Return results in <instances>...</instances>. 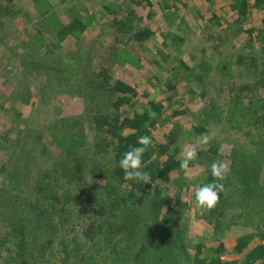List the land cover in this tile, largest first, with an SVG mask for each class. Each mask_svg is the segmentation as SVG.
Segmentation results:
<instances>
[{"label": "trees", "instance_id": "trees-1", "mask_svg": "<svg viewBox=\"0 0 264 264\" xmlns=\"http://www.w3.org/2000/svg\"><path fill=\"white\" fill-rule=\"evenodd\" d=\"M22 1L0 0L1 31L6 26L5 23L9 22L10 15H15L16 19L22 20L26 17L31 18L32 14L39 17L35 28H24L27 37L24 39V45L21 43L20 46L24 47L31 42L28 45L30 46L29 52L20 50L18 54L15 53L21 67L12 96L14 100L21 98L19 102L29 104L36 94L45 93V98L53 100L50 104H54V101L60 98L53 96L52 91L58 87L61 92L84 101V113L76 118L74 124L70 126L69 123L66 124L64 135L56 140L62 148L69 145V153L73 149L71 159L61 161L59 156H62V151L61 155H56L57 152L55 153V150L49 147L50 152L47 156L54 158L50 172L60 173L63 179L69 177L74 180L76 175L80 179L82 175H87L86 169L89 168L88 173L94 175L93 179L96 182L94 186H97V194H100L96 199V204L102 206V210H106V221H110L112 225L111 221L122 218L121 227L127 231L125 240L128 246L122 248L114 264H239L234 260H224L223 257L227 258L228 252L223 244L216 248H208L202 243L194 244L185 239L180 227L181 217L176 214V211L180 209L172 204L171 197L175 196L174 198L180 199L184 190L192 188L189 201L185 202L182 207H195L198 214H207L205 215L206 221L218 227L224 218L228 200L231 199L227 193L228 190L236 189L238 197L243 199V196H248L253 187L257 190L262 189L261 182L264 181V175L261 170L249 169V166H246L239 173L240 185L232 187L234 180L229 185L228 181L231 179L223 181L224 190L220 193L217 205L210 210L201 209L196 204L195 192L203 183L214 180L210 167H207L209 175L206 180H202L198 175L187 178L186 174L189 168L197 163L206 167L205 163L209 162L208 166H211L212 160L201 152L198 154L199 162L191 161L189 168L184 170L180 167L183 160L180 154L189 136L193 137L195 134V136H203L209 131L208 121L211 119L219 121V116H217L219 108L215 105L218 104L215 103V94L208 90V85H211L214 77L212 72L215 71L222 75V78L232 77L233 80H239V83L231 81L228 83V86L232 87L231 92L226 98L222 97L224 99L222 106L237 110L238 107L240 110L248 107V113L252 112L255 116V125L264 128V76H262L264 73V0H224L226 11L223 16H216L214 12H211L213 9L223 10L222 6L213 5V0H205L206 3L195 0L202 3L201 10L203 11L196 14L199 19H197L198 27L209 40V50L217 53L214 63L199 58L200 54L182 56L186 52L183 46H179L184 41L182 34H191L193 28L185 23L181 15L179 16L185 10L184 6H180L179 0L174 2L173 0H158L156 6L160 14L149 12L145 18L139 16L135 8L136 6L141 8L144 4L152 8L154 7L152 0H129V2L127 0L123 7L117 8L111 4H104L99 16L103 19L110 16L113 18L109 23L111 31L109 36L113 39L111 40L113 44L105 52L99 51L101 58L98 61L91 58L89 50L92 45L98 44V41H89L87 47L76 56L70 52L71 50L66 51L62 47V43L68 38L72 37L80 41L89 32L97 18L84 7L86 5L82 4L81 0L62 1L59 7L66 6L62 14L65 19L63 21L60 18L58 20L57 10L52 11L50 0L25 1L29 2L28 5H33L32 8H27L25 14L20 5ZM205 9L213 15L210 20H206ZM36 10H39L37 14ZM227 15L233 18L234 22L223 30L224 22L221 19H226ZM176 16L181 17L182 22L177 33L167 32L164 35L163 48L156 46L153 52L149 48L150 44L161 33V29L156 30L153 23L159 20L161 26H167L178 19ZM255 21H257L256 26ZM229 27L237 28L238 32H242L239 33L242 37L235 34L237 40L226 38ZM5 38L8 39L7 36H0V45H7L8 40L6 41ZM29 39L31 41L25 44ZM224 39L229 41L226 43L230 44L232 49L237 50L238 57L235 63L225 59L228 55L223 52ZM132 44L143 48L144 53L142 54L145 55L144 58L149 66V69L143 73L146 79L155 80V84L152 82L148 84L158 87L162 97L153 96L152 98L148 96V93L139 94L135 87L117 80L114 73H110L114 62L120 66L129 63L134 68H142L143 57L135 54L133 49L128 47ZM209 50L204 51L207 53ZM43 51L45 54L42 53ZM170 63L175 64L173 70L176 71L177 81L172 78H160V74L163 73L161 72L162 66ZM235 71L240 77L234 74ZM51 74H55L53 83L47 81L45 83L44 80V83L39 85L43 77ZM38 75H43V77ZM180 81H184L182 85H185L187 92L203 99L204 107L201 106L203 109L198 110L188 105L189 110L185 109L184 112H176L171 116L163 117L168 112V104L174 102L180 94L178 89ZM222 81L226 83L227 80ZM32 94L34 95L31 97ZM177 116L191 119L190 131L185 133L180 129L182 126L171 122L172 118L174 120ZM7 119L11 122V127H17L21 113L12 106L8 110ZM65 120L67 119H63V124ZM89 121L90 131L87 130ZM162 126L166 128V131L159 139L156 131L161 130ZM14 131L15 129L13 134ZM50 131L52 133V128ZM13 134H5L0 141L4 146L3 149H9L8 153L6 151H3V154L0 153L2 158L0 173L8 179L0 183V218L4 219L8 213L16 214L15 218L11 216L14 223L11 229L17 239L15 238L14 241L6 236L7 241L1 243L0 252L6 248L7 257L16 255L15 258L8 257L10 264H36L45 256L46 241L50 244L55 238L56 217L64 216L68 212L61 202L58 204L62 198H65V192L64 194L50 192L53 183L46 182L45 176L30 185L28 181L30 174L22 171L24 167L21 164L26 162L31 164L28 156L33 155L36 145L43 138L39 136L36 142H32L30 135L23 140L17 133L18 136L16 135L13 140ZM88 134H91L93 139H89ZM145 135L150 136L153 142V146L147 149L143 157L144 170L150 174L151 182L144 184L125 180L124 172L119 167V160L124 152L132 147L140 146L137 141L140 136ZM204 153L206 156L215 158L218 155V148L211 145ZM260 153L264 155V152ZM88 161H91V164L87 168ZM103 163H105V168L101 170ZM27 168L30 170L29 167ZM43 173L48 177V172ZM98 178H100L99 181ZM191 178L195 181L188 180ZM101 179H106V184H101ZM116 182L117 186H115ZM146 196L148 197L145 198ZM138 202L139 207H137ZM256 203L257 201L250 206L258 207ZM86 204L85 208H89L94 203L87 202ZM145 207L147 208L146 213L144 212ZM51 211H54L55 216L50 214ZM164 211L166 213L162 216ZM149 213H151L150 219L148 218ZM168 219L171 221L167 224ZM116 226L109 225L108 229L114 230ZM83 236L85 244L89 243L88 248L80 241L73 240L71 243L62 244L61 255L67 259L76 258L79 262L87 260L84 258L87 252L88 259L92 260L93 253L99 254L96 248L101 238L104 239L105 244L103 242V245L106 247H118L110 234L103 233L101 225L98 230H95L93 225L90 226L84 230ZM254 239L253 235H248L236 241L233 254L246 257V261L241 264H258L264 261V245L259 243L253 247ZM44 240L46 241L43 242ZM130 248L132 253L129 251Z\"/></svg>", "mask_w": 264, "mask_h": 264}, {"label": "rangeland", "instance_id": "rangeland-1", "mask_svg": "<svg viewBox=\"0 0 264 264\" xmlns=\"http://www.w3.org/2000/svg\"><path fill=\"white\" fill-rule=\"evenodd\" d=\"M25 1L27 0H23L20 3L24 11L23 14L26 13L27 8L33 6L28 5L29 2ZM62 1L63 0H50V5L52 11H58V20L60 18V20L63 21L65 19L62 14L64 13L66 6L63 5L59 7L63 3ZM81 1L82 4L84 3V5H86L84 7L87 10L91 11L92 14L96 15L97 18L95 19V22L91 25L89 32L86 33L85 36L80 39V41H77L71 37L62 43V47H64L63 49L66 51L71 50L70 52L76 56L81 52L83 48L87 47L89 41H98V44L92 45V47L89 48L91 58L95 61H98V59L101 58V52L99 51L102 50L105 52L113 44V39H111V36H109L111 32L109 23L113 20V18H111V16L105 17V19L100 18L99 14L102 12V6L104 4H111L114 5L115 8L119 6L123 7L125 3H127V0ZM152 1H154V7L152 8L145 4L142 5L141 8H138L136 6L135 10L136 12H139V16L145 18V16L149 12H153L156 15L160 14L156 6L158 0ZM174 1L178 0H173V2ZM179 1L180 6L185 7V10L180 13L179 16L181 15L185 23L191 28H193L191 34H182V38L184 41L180 43L179 46H183V50L186 51L184 55L182 54V56H188L190 54H200L201 57L199 58H202L203 60H209V62L214 63V60H216L215 57L217 53L215 51L209 50V40L205 37V34L202 32V29L198 27V16L196 14L197 12L203 11L201 10L202 3L195 0ZM201 1L206 3L205 0ZM213 1V5L218 7L222 6L223 10H220L219 8L218 10L213 9L211 12H214L216 16H223V14L225 15L226 1ZM38 11L36 10V14L38 13ZM204 11L207 12L206 20H210L213 15H211V12L207 11L206 9ZM14 16L15 15H10L8 18L9 22L5 23L6 26L2 29L3 31L0 30L1 37H8V39L5 38L6 41L8 40L6 43L7 45H0V141H2V138L5 136V134H13L12 132L14 129L15 131L13 134V140L15 139L16 135L18 136V134L21 135L20 139L23 140H25V138L30 135L32 138V142H36L39 136L43 138V140H41L39 144L36 145V150L33 155L30 154V156H28V160L31 164L27 162L21 164V166L24 167L22 171L30 174L28 175V181L30 182V185H33V182H36V180L40 177L42 179V177L45 176L46 182L51 181L53 183V188L50 192L59 194H64L65 192V198H62L58 202V204L61 202L63 206H65L68 210V212L65 213L64 216L60 215L56 217L57 219L55 222L57 223V225L55 238L51 241L50 244L46 240L43 241H46V252H44L45 256L42 258V260H38L36 264H114L117 261V258L119 257L122 248H126L128 246V242L127 240H125V238L127 239V231L126 229H122L121 227L123 224L121 223L122 218L114 219L113 221H111V225L110 221H106V210H102V206L100 205L97 206L96 199L99 198L98 195L100 194H97V186H94L96 184L95 180L93 179L94 175L92 176L90 173H88V166H90L91 161H88L86 165V167L88 168L86 169L87 175H82V179H79V176L77 175L75 176L74 180L69 179V177H65L63 179L60 173H54L52 171L50 172V169H52L51 163L53 162L54 158L53 156H47L49 155L50 148L52 150H55V153L57 152L56 155H61L62 151V156H59V158H61V161L65 162L71 159L73 149L72 152L69 153V145H65L63 146L65 148H62L56 143V140L62 135H64L67 126L66 124L69 123V126L71 124H74L76 118H78L84 113V101L82 99H77L76 97H71L61 92L57 86H55V88H57L53 89L52 93H54L53 96H56V98L60 99L54 101V104H50L53 100H48L45 98V93L41 95L36 94L29 104L19 102L21 98H17L19 100H14L12 93L14 92L15 84L20 76L18 75V72L20 71L21 67V63L16 58V54H18L20 50L21 52H29L30 46L28 45H30L31 42L29 44L28 42L31 41V39L26 41L27 43L25 44L28 45L24 47L20 46L21 43L22 45H24V39L25 37H27V34L25 33L26 30L24 28H35V24L38 22L39 18L35 14H32L33 18L25 16V19H27L26 21L25 19H16V17ZM255 16L259 17L258 15ZM176 17L178 18V16ZM221 21L224 22L222 27V29L224 30V28H228L227 26H230V24L234 22V19L227 15L226 19H221ZM160 24L161 23L159 22V20L158 22L153 23V27L156 26V30L161 29V33H159V37L152 41V44H150L149 48H151L152 51L154 50L153 48H155L156 46L163 48L162 45L165 40L164 35H166L167 32L177 33V30L182 24L181 17L175 19L174 22L167 24V26H161ZM254 25H257V21L254 22ZM218 31H220V29ZM239 33L242 32H238L237 28L229 27L226 38L228 37L230 40H237L235 34ZM240 35L241 34L237 36ZM226 41L228 40L224 39L223 52H225L228 56H226L225 59L228 62L230 60V62L234 61L233 63H235L238 57L237 50L232 49L231 45L226 43ZM237 45L241 46V44ZM128 47L130 49H133L135 54L139 55L140 57H143L141 60L142 68H134L129 63L125 66H120L118 63L114 62L111 65L110 73H114V77L117 80L128 83L131 86L135 87L139 94L148 93V96L152 98L162 97L161 92L159 91L160 89L158 87L148 84V82H152V84H155V80L150 78L146 79L143 73L144 71L149 69L148 62L144 58L145 55L142 54L144 53L143 48H139L134 44L129 45ZM11 48H13V50ZM204 50H209V52L207 51L206 53ZM42 53H44V51ZM21 54L23 55L24 53ZM174 66L175 64L173 63H170L169 65H163V70L161 71L163 73L160 74V78H172L173 80L175 79V77L177 78L176 71L173 70ZM30 69L33 70V68ZM212 74H214V77L211 80V85H208V90L211 91L212 94H215V103H218L215 105L219 108L217 111L219 121L215 119H211L210 121H208L207 124L209 131L205 132L203 136H195L196 134L193 135L194 138L189 136L185 141V144H183V146L181 144L182 150L180 155L184 159V153L195 147L197 150V157L194 159L195 163L199 162L198 154L201 152L205 157H208L212 160L211 163L215 161L222 162L225 165V178L224 180L218 182L222 183L225 180L231 179L230 181H228V185L231 184L234 180V182L232 183V187H237V185L241 184L239 179V173L242 172L246 166H249V169H260L261 173L264 175V155L262 156V153H260L264 152V128L255 125V116L252 112L248 113V107L243 108L241 110L240 107H238L237 110L236 108L228 109L227 106H222L224 105V99L222 97L226 98L228 96V93L231 92L230 89L232 87L228 86V83L230 81L232 83H239V80H233L232 77L222 78V75H220L217 71L212 72ZM234 74L237 77H240L239 73H236V71L234 72ZM38 76H40L41 78L43 77V75ZM262 76H264V73L262 74ZM42 79L43 80L41 82L39 81V85H42L44 83V80L45 83L46 81L53 83V81L55 80V74L48 75L46 77H43ZM224 79L227 80L226 83L222 81ZM175 81L177 80L175 79ZM180 82L181 83H179L178 85L180 94H178L174 102L168 104V112L165 113L163 117L171 116L176 112H184L185 109L189 110L188 105L198 108V110L203 109L201 107L204 105L203 99H199V97H197L196 95L187 92L185 89V85H182L184 81ZM33 87L35 86L33 85ZM60 88L62 89V85H60ZM197 92L199 93L200 91L198 90ZM33 95L34 94H32L31 97ZM253 103L255 104V101H253ZM12 106L16 108L18 112L21 113V119L17 127H11L12 124L9 119H7L8 110ZM240 112H242L243 114H241ZM63 119H67L64 121L65 124H63L62 122ZM171 122H176L177 125H179L180 127L182 126L180 129L185 131V133L191 130L192 122L191 119L188 117L177 116L174 120L172 118ZM51 128L52 133L50 131ZM90 129L91 125L89 121V123L87 124V130L90 131ZM165 131L166 128H164L163 126L161 130L156 131V135L159 136V139ZM88 135L89 139H93L91 134ZM205 136L208 137L206 143L204 142ZM211 145L216 146L218 148V155L215 158L211 156H206L204 153L210 148ZM3 148V144L0 143V153H2L3 151H6L8 153L9 149L7 150ZM1 163L2 158L0 157V168ZM205 164L206 167L201 166L199 163H197V165H195L194 167L191 166L186 174L187 178L198 175L200 178H202V180H206L207 176L209 175V173L207 172V167H210L211 171V166H208L209 162ZM26 166L29 167L30 170ZM104 168L105 163L102 164L100 169L104 170ZM44 171L49 173L48 177L43 173ZM99 180L100 178H98V181ZM188 180H192L193 182L195 181V179L193 178ZM6 181H8V179H6V177L1 175L0 173V183ZM101 182V184H106V179H101ZM115 186H117V182L115 183ZM261 186V190H257L256 187H253L251 191H249L248 196H243V199H240V197H238L236 189L233 190L231 188L232 191L228 190L227 193L229 195V198L231 199L228 200V205L224 210V218L221 221V225L218 227H216L214 224L209 223V221H206L205 215L207 214H198L195 211V207H182L185 202L189 201V198L192 195V188H190L189 190L186 188L187 190H184L182 192L180 199L174 198L175 196L171 197L173 199L172 204L177 209H180V211H175L176 214L181 217L180 227L181 230L184 232L183 237L188 241H192V243L194 244L202 243L208 248H216L218 245L223 244L225 246L226 252H228V257H223L225 261L234 260L237 261L239 264L243 263V261H246L245 255L238 256L233 254L232 252L236 245V241L239 238L248 235H253V237L255 238L252 242L253 247L258 245L259 243L264 245V237L262 238V236L264 235V181L261 182ZM172 193H174V191ZM147 197L148 196H146L145 198ZM256 201V205H258V207H255L254 205L250 206ZM87 202H92L94 204H92L89 208H85V206H87ZM139 206L140 203L138 202L137 207ZM53 212L54 211H51L50 214L55 216ZM144 212H147L146 207L144 208ZM165 213L166 211H164L162 216H164ZM15 215H11V213H8V215L5 216L4 219L0 218V245L2 242L7 241L6 236L12 238V240L14 241L15 238L17 239V236L14 235V232L11 229L12 225H14L12 217H14ZM150 216L151 213H149V219ZM212 220L214 221L215 219ZM170 221L171 219L166 220L167 224L170 223ZM92 225L94 226L95 230H98V227L101 225L103 227V233L105 235L110 234L111 238L114 240V243L116 242L118 247H106V245H103V242L105 244V241H103L104 239L101 238L99 239L98 248H96L97 250H99V254H97V252L93 253L94 256H92V260L88 259L89 254H87V252H85L84 254V258H86L87 260H81L79 262L76 258L67 259L65 256L61 255L60 249L62 248L63 243H71L73 240H76L80 241L81 244L84 245L86 241L84 239L83 232ZM109 225L117 226L113 228L114 230H112L108 229ZM88 244H85L86 248L89 247ZM0 250H2L1 246ZM129 251L130 253H132L131 248L129 249ZM8 257L15 258L16 255L14 257ZM8 257L6 248H4V251L0 252V262L2 264H10ZM258 264H264V261L258 262Z\"/></svg>", "mask_w": 264, "mask_h": 264}, {"label": "clouds", "instance_id": "clouds-1", "mask_svg": "<svg viewBox=\"0 0 264 264\" xmlns=\"http://www.w3.org/2000/svg\"><path fill=\"white\" fill-rule=\"evenodd\" d=\"M208 137H204L206 143ZM137 143L138 147H132L130 150L123 153L119 160V167L124 172V179L135 181L136 183L143 182L148 184L151 182L150 174L144 170V154L153 142L150 136H140ZM197 157V150L193 147L184 153V159L180 163L181 169L187 170L189 164ZM225 165L220 161H215L211 164V175L214 178L212 182L203 183L195 192V201L201 209L214 208L220 199V193L224 190V185L218 181L225 178Z\"/></svg>", "mask_w": 264, "mask_h": 264}]
</instances>
